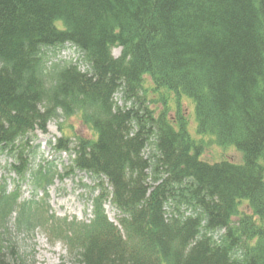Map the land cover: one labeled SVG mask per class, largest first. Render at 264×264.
Segmentation results:
<instances>
[{
	"label": "trees",
	"instance_id": "16d2710c",
	"mask_svg": "<svg viewBox=\"0 0 264 264\" xmlns=\"http://www.w3.org/2000/svg\"><path fill=\"white\" fill-rule=\"evenodd\" d=\"M52 122L63 174L35 143ZM0 153V264H35L39 229L73 264H264V0H0ZM78 175L88 223L37 200Z\"/></svg>",
	"mask_w": 264,
	"mask_h": 264
},
{
	"label": "rangeland",
	"instance_id": "374dc122",
	"mask_svg": "<svg viewBox=\"0 0 264 264\" xmlns=\"http://www.w3.org/2000/svg\"><path fill=\"white\" fill-rule=\"evenodd\" d=\"M112 55L115 59L119 58L121 55V49H113ZM64 56L65 58L75 59L76 54L74 51L73 53L66 52ZM148 89L150 92V97H156V95H154L151 91L150 84L148 85ZM168 97L171 109L170 117L175 118V113L177 110L176 97H172L171 95ZM182 104V111L189 122L190 134L194 139L200 140V137H198L196 134L193 103L190 100H183ZM67 126H73L75 131L82 134L84 137L88 136V132L86 128L81 125L79 118H74L67 121ZM67 132L69 133V130ZM36 135L38 139L35 143L40 146L39 151L44 154L46 159L51 158L52 153L51 149L49 148L50 142L62 136L58 123L52 122L49 124L47 135H44L42 132H37ZM226 156L238 159V154L234 150L226 152ZM223 157V151L218 147L212 146V148L207 149V159L218 160ZM61 159V163H56L58 174H63L70 164V157L68 155L62 154ZM57 162L59 161L57 160ZM10 163H12V160L7 159L0 153V179L4 178L5 176L3 168L9 166ZM10 176L12 179L17 180L16 175L10 174ZM81 176L82 175L65 179L56 178L54 185L49 187L47 191H38L37 200L40 202L45 201L50 212L49 214L54 215L59 219L68 218L69 220L77 219L80 222H88V220L91 219V209H89L88 213L85 214V209L88 208L89 204L86 202L85 192L80 186V183L91 185V182L85 176ZM11 178H7L6 180V188L9 192H12L15 189V186H17ZM20 192L22 197L21 201L23 202L33 198V189L30 184H22L20 187ZM45 197L47 198L45 199ZM107 215L111 223L116 225L117 214L110 206L107 207ZM16 216L17 215L12 216V223L14 222ZM10 228L12 231L14 230L12 227ZM34 234H32L33 236L31 235L32 237L30 236L29 239H26L24 236H19L18 239L25 242V245L27 246L25 251L32 254L35 264H73V262L69 259L68 250L63 242L52 240L50 235L47 234L45 230L43 231V229L35 231Z\"/></svg>",
	"mask_w": 264,
	"mask_h": 264
}]
</instances>
